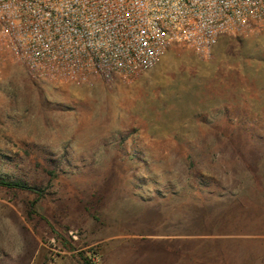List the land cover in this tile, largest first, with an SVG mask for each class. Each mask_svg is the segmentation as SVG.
Masks as SVG:
<instances>
[{
  "label": "rangeland",
  "instance_id": "374dc122",
  "mask_svg": "<svg viewBox=\"0 0 264 264\" xmlns=\"http://www.w3.org/2000/svg\"><path fill=\"white\" fill-rule=\"evenodd\" d=\"M261 171L264 23L113 86L0 66V264H198L183 199Z\"/></svg>",
  "mask_w": 264,
  "mask_h": 264
},
{
  "label": "built area",
  "instance_id": "2783aa9c",
  "mask_svg": "<svg viewBox=\"0 0 264 264\" xmlns=\"http://www.w3.org/2000/svg\"><path fill=\"white\" fill-rule=\"evenodd\" d=\"M264 23V0H0V66L37 81L108 86L157 65L168 49L208 54L226 34Z\"/></svg>",
  "mask_w": 264,
  "mask_h": 264
},
{
  "label": "crops",
  "instance_id": "0c3cea01",
  "mask_svg": "<svg viewBox=\"0 0 264 264\" xmlns=\"http://www.w3.org/2000/svg\"><path fill=\"white\" fill-rule=\"evenodd\" d=\"M247 176L238 183L230 175L228 183L183 199L188 218L199 223V236L220 241L214 253L198 257V264H264V171ZM190 260L183 257L180 264H193Z\"/></svg>",
  "mask_w": 264,
  "mask_h": 264
},
{
  "label": "trees",
  "instance_id": "16d2710c",
  "mask_svg": "<svg viewBox=\"0 0 264 264\" xmlns=\"http://www.w3.org/2000/svg\"><path fill=\"white\" fill-rule=\"evenodd\" d=\"M0 186L8 188V189H18V188L28 189V187L25 184H23V183L8 182V181H5V180H0Z\"/></svg>",
  "mask_w": 264,
  "mask_h": 264
}]
</instances>
